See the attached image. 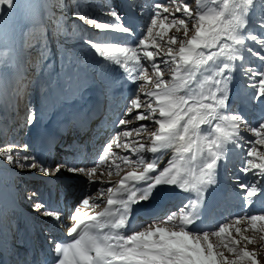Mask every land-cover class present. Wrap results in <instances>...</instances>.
<instances>
[{
    "label": "snow or ice",
    "instance_id": "1",
    "mask_svg": "<svg viewBox=\"0 0 264 264\" xmlns=\"http://www.w3.org/2000/svg\"><path fill=\"white\" fill-rule=\"evenodd\" d=\"M171 2L172 0H169V3ZM0 5L11 7L12 0H0ZM151 9L152 16L145 30L146 36L141 37L136 46L105 45L95 47L99 56L112 59L123 67L135 69V80H143L145 83L151 82L155 88L160 90L158 93L144 92V85H138L137 92H144L145 97H156V106L153 107L150 99H141L137 95L129 102V107L125 110L126 114H129L133 109L143 107L144 111H138L133 120L149 121L158 127H149L148 124H143L137 129L124 130L122 133L116 134V147H122L130 153V155L117 157L124 165L123 168L120 164L116 165L119 169L117 175H120V172H124V175L112 186L103 190L98 189L94 194L86 195L81 201V205L94 209L101 206L97 203L98 200H106L109 207L99 212L98 216L111 219H105L104 223L89 225V227H99L101 230L110 229V232L103 234L101 231L96 235H89L86 232L80 239L75 240L76 257H74L72 264H240V261H243L244 264H258L257 253L242 251L236 247L237 241L228 237L227 233L231 227V222L222 224L214 231L193 233L186 230L192 222L191 216L183 213L179 216V223H171L177 215V213H173L163 220L153 222L130 235L125 236L118 231L125 227L131 206L147 202L157 186L162 184L178 186L179 189L188 191L197 190L205 184H211V173L220 158L216 149L222 140L237 135L241 128L254 133L257 137L254 143L264 146V121L252 128L243 118L236 115L220 116L219 119L230 120L229 130H222L220 124L217 123L214 126L215 138L210 139L206 145L198 142L197 133L200 126L216 120L218 111L226 106V86L229 82L227 64L224 65L223 75L217 73L216 79L210 81L209 92L193 100L191 104H189L190 97L186 92L189 80L184 77L178 78L181 66L192 76L196 69L217 57H224L229 62L236 60L238 57L235 55L236 47L233 45L239 46L245 43L236 37L237 29L247 27V17L250 14H264V8L259 7L257 0H234L231 4L229 0H223V7L219 12L213 15H197L189 11L186 3L182 6L178 5L175 12L183 11V17L188 18L187 22L184 18H174L171 23L184 26V39L178 40V37L173 35L167 41L163 40L164 30L162 26L159 32L154 29L158 18L161 17V10L163 13H169V6L156 2L151 5ZM109 15L114 18L115 23H93L90 26H95L102 31L131 34V29L126 28L121 23L122 18L118 12L112 10ZM164 19H167V16ZM242 20L243 23H241ZM261 26L264 27V25ZM189 32H194L191 38H188ZM157 37H160V40H157ZM252 39L257 41L259 45H264V40H257L256 37H252ZM177 43H179L178 50L174 51L173 45ZM162 48L166 49L164 56L170 60L157 61V56ZM201 49H219V51H210L205 56L204 52L200 51ZM249 51L254 50L249 49ZM140 53H142V57ZM256 55L257 58H264V47H261ZM142 61L149 62L150 67ZM162 64L166 67H161ZM166 70L171 74L174 83L168 84L165 81ZM248 75L252 78L251 86L256 92L255 99H264V70L250 71ZM253 77H259V79L253 80ZM182 92L184 94H181ZM157 110L158 116L156 115ZM33 120L34 117L30 116L29 123ZM118 123L124 125L130 124L132 121L121 118ZM141 130L147 133L150 146L138 141H133L131 145L128 142L119 143L121 134L124 137H129L132 131L140 132ZM111 147L112 142L106 144L103 153L107 154ZM168 148H175L179 153L180 166L173 162L158 170L157 164L145 160L142 156L144 152L156 154L161 149ZM132 154L141 158L133 160L130 158ZM198 155L199 171L196 172L194 168ZM202 155H206L207 162L201 159ZM0 156H6L9 164L17 163L18 166L37 170L45 175L67 170L72 174L82 175L89 183L103 184L106 182L101 179L103 173L97 175V165H93L91 168H69L66 165L58 164L55 169H49L42 168L30 157L17 158L14 152L8 153L4 149H0ZM247 156L255 158L256 162L253 163L252 159L246 160L241 172L247 176L250 170H254L252 175L258 177L257 182L264 180V150L249 148ZM99 159L103 161L104 156L102 155ZM181 168H185V171L182 172ZM108 175L110 177L111 173L109 172ZM145 181L146 183L137 190L135 186ZM236 183L243 193L245 207H247L249 205L247 201L254 200L259 195V191L255 186H250L248 183L239 180ZM113 205L119 206L118 215L112 211L111 206ZM34 208L41 211V206L38 204H34ZM82 212L84 209L79 205L71 216L74 224L68 227L69 235L77 232V228L84 221L86 212L81 214ZM42 214L51 215V213L43 212ZM61 215L57 213L54 219L60 221ZM90 219H97V215H93ZM233 220L237 233L242 231L239 225L244 220H247L253 228L256 227L257 222H261L260 228L264 230V214L237 216ZM212 237H216L218 242L215 244L211 242ZM225 240L227 243H224ZM214 246L217 248L226 247L239 260L226 259L222 251L214 253ZM55 250L60 251L59 244L56 245ZM261 252H264V248L261 249ZM93 253L94 255H92ZM67 255L65 250L64 256L67 257ZM217 257H219V262ZM59 264H65V261L61 260ZM261 264H264V257H262Z\"/></svg>",
    "mask_w": 264,
    "mask_h": 264
},
{
    "label": "rangeland",
    "instance_id": "2",
    "mask_svg": "<svg viewBox=\"0 0 264 264\" xmlns=\"http://www.w3.org/2000/svg\"><path fill=\"white\" fill-rule=\"evenodd\" d=\"M30 1H34L32 4L35 6L34 9H37V13L35 15L36 17L39 16L37 17V19H43L41 22V26L37 27L38 24L34 23L35 17L33 16V10L31 7H29V4L26 0H12L11 7H7L5 15L0 19V149H4L8 153L14 152L17 158L24 156L30 157V155H28L27 149L25 148L26 141L25 138H23L24 135L21 136V139H14L13 135L17 130L16 127H18V122L11 118L9 114L10 112L6 108L7 105L11 107L13 104L12 102H9V100L11 101L12 98L13 101H15L14 103L18 105V108L16 105H14L13 108L14 113L12 116H14L15 118H21L20 120H22V117H24L23 119L26 120V118H28V115L32 117L38 116V114L41 112V109L42 112L47 113L46 116L49 117V114L54 110V108H56L54 110L56 111L59 107L58 104H61L63 100L64 104L69 103V101L71 102L72 99L79 100V98H81V96L85 94L82 93L84 89L87 90V88L89 89L91 85L97 83L100 84V82L98 81L99 79L101 80L102 78L103 82L108 84L110 83L109 78L104 79V77H109L111 75L110 71L112 73L114 67L117 68L119 64H115V61L112 59H105L99 56L95 51V47L105 45L128 46V43L126 44V35H129V33L102 31L95 26H90V24L93 23H115L114 18L109 15V12L112 10L118 12L122 18L123 15L120 11V9L122 8V2L120 0H42V4L44 3L45 5V9L44 11H42L43 13L37 8V0ZM156 2L168 4L169 6V13H163V11L161 10V17L158 18L157 25L154 29L155 31L159 32L161 31V26L163 27L164 41H167L173 35L177 36L178 40L184 39V26H177L171 23L174 18H184L187 22L188 18L183 17V11L175 12V8L178 5L182 6L186 3L189 7V11L194 12L197 15H213L219 12L223 7V0H172L171 3H169V0H152L149 5H152ZM229 2L231 4L232 2H234V0H229ZM195 3H198V5L196 4L197 7ZM218 3L219 5H217ZM257 3L260 8H264V0H257ZM3 6L4 5H0V9ZM144 16L145 15H140V17H142V20L144 19V21H146V18ZM165 16H167V19H164ZM124 20L125 18H122L121 23H123ZM149 23L150 19L148 18L145 24L146 27L141 33V37L146 36L145 30ZM241 23H243V20L241 21ZM247 24L248 25L246 28H238L235 33L237 34L236 37L238 39L245 41V43L241 44V49L239 51L238 66L240 68V73L242 75L245 86L247 84V88L252 89L251 91L253 92V96H256L255 89L251 86L252 78L248 75V73L250 71L259 72L260 70H264V58H257L256 55V53L259 52L261 50V47H264V45H259L257 41H254L252 39V37H256L257 40H264V27L261 26L264 25V14H250L249 17H247ZM124 26L126 27V25ZM239 32H241L242 35H240ZM193 34L194 32H189L188 38H191ZM114 40H116L118 44H116ZM124 40L125 42L121 43ZM157 40H160V37H157ZM229 43L231 42L229 41ZM131 46L134 47L136 45ZM239 46L233 45V47H236L235 51L239 49ZM178 47L179 43L173 45L174 51L178 50ZM249 49L254 51H249ZM165 50L166 49L163 48L160 50L157 56V61L170 60V58L164 56ZM204 50L205 49H202L205 56H207L210 51H219V49H206V51ZM140 55L142 57V53H140ZM221 55H223V53H221ZM101 62L102 66L105 67V69L102 70L104 72L97 73V66ZM231 62L232 61H227V59L224 57H217L212 61H209L207 64L203 65L201 69L198 68L199 74L197 81L196 69L195 77H193L194 82L190 87V91L192 93L191 97L189 96V104H191L193 100L200 98L202 95H206L210 90V81L216 79L217 73H221V75H223L224 65H228ZM143 63L146 66L150 67L149 62L143 61ZM74 66L76 68H74ZM161 67L166 66L162 64ZM60 71L62 72L63 76L61 74H58V72ZM230 71L231 70H229L228 66L229 82L226 86V94L228 85L232 80V71ZM43 72H46V74L43 75ZM102 73L104 75H102ZM187 74L189 73L186 72L185 74V70L181 66L179 69L178 78L185 76L186 79ZM41 76H43V79ZM93 77H95L96 79L89 82ZM46 78L51 81V85L50 83H48ZM164 79L168 84L174 83L171 74L168 73L167 70L165 71ZM257 79H259V77H253V80ZM37 81L40 82V88H38V86L36 85ZM202 82L203 84L200 86ZM86 83L87 85H85ZM138 83V85H144V92L151 91L158 93L160 91L159 89L155 88L154 84H152L151 82L145 83V81L140 80V82ZM51 86L53 87V90L50 88ZM102 86L105 89L106 85ZM108 88L110 90L112 89L111 86H109ZM242 89L243 94H245L247 92L246 88L244 89L242 87ZM144 92H139L138 95L141 97V99H150L152 101L153 107H155L156 97H145ZM137 93L138 92L136 88L135 96H137ZM6 97H8L9 99L6 100ZM69 98L72 99L69 100ZM241 98L243 99L244 97ZM66 99H68L69 101H67ZM126 99L124 100V103ZM132 99H130V101ZM104 100L106 104L105 97ZM129 102H126L124 104L125 107L121 110V115H118L120 116V119L124 118L126 121L131 120L132 123H126L124 125L119 124L120 129H117L115 131V135H113L111 139H108L105 143L106 145L109 142H112V147L104 156L105 161L104 159L102 162L100 159L97 161L98 166L99 168H101V170H104L105 167V169H108V167L111 168L112 171L110 173L114 177L119 176L117 175L119 169L114 166L120 164L121 168L124 167L123 163L119 159H117V157L130 155L129 151L123 149L122 147H116V134L122 133L124 130L137 129L143 124H148L149 127H158L153 125L152 122L149 121L133 120V117L138 111H144L143 107L140 109H133L131 113L126 114L125 110L129 107ZM230 103L231 102H229V104ZM241 103L243 105H240V110H238L237 113L239 117L243 118V120L246 121L249 125L253 119V111L248 108L244 104V102ZM256 103L264 104V99H256ZM228 105H226V110L229 109ZM219 112L220 111H218L217 117L219 116ZM21 114L22 117H20ZM156 115H158V110ZM234 115L237 114L234 113ZM258 119L259 116H257L254 121ZM240 132L241 133L238 135L237 140L234 141H239L240 139L241 141H239L238 144L242 147V149L246 151H248L249 148L264 150V146L254 143V141L257 139L254 133L243 128H241ZM249 136H252L254 139V141L251 143V139L248 138ZM244 137L245 139H247L246 141L243 140ZM133 141L148 143L149 140L147 138V133L143 130H141L140 132L132 131L129 137H124L122 134L119 137V143L121 144L128 142L131 145ZM103 149L101 151V156L104 155ZM65 155L66 153L64 151H59L57 158L59 160H63L65 158ZM142 156L145 160L148 161L149 158L146 152L142 153ZM130 158L133 160H138L141 157L132 154ZM0 159L3 163L8 165L9 168L11 167L14 171H17V173L13 171L16 177L18 176L19 178H22L24 174H27L24 176L26 177L32 172H38L37 170H31L24 166H18L17 163L9 164L7 162L6 156H0ZM249 159H252L253 163L256 162L255 158L248 157L245 153L243 160L244 164L245 161ZM99 162H101L102 164L99 165ZM54 165L55 164L50 165L49 169H55L56 166ZM114 168L115 170L113 172ZM252 171L254 170L249 171L251 175ZM122 173L124 172H120V175ZM229 174L232 175L231 170L229 171ZM67 177L71 178L72 180L75 179V177ZM232 178H234V175L230 176L231 182H233ZM253 178V186H255V188L260 192L262 188L260 183L261 180L257 182L258 177L253 176ZM18 179L14 182L13 188L15 187L22 191L20 197L25 207H28L30 210L35 209L34 204H37V202L36 198L33 195V187L31 186V184H25L24 182H22V179H20L19 181ZM245 181L246 183L248 182L247 179H245ZM85 182L86 179H81V181L79 180L78 183L85 184ZM87 183L89 184V182ZM232 185L231 190L233 188ZM236 190L237 192H240L239 189L236 188ZM84 191H86V187H84ZM263 192L264 189L262 190L260 195ZM83 195H85V193ZM258 198L256 199V201H258ZM256 201L255 204L257 203ZM180 211V209L177 210V215L174 217L171 223L179 222ZM165 216L166 215H164V217ZM11 221L13 223L15 222L14 220ZM260 224L261 222H257L255 228L249 225L244 230L242 229V231L237 233L236 225L235 223H232L227 233L228 237L237 241V248L241 249L242 251L257 253L256 259L259 264H261L262 257H264V252H261V249L264 248V239H261V237H264V230H261ZM211 242H214L215 244L216 242H218V240L216 237H212ZM224 243H227V240H225ZM213 251L214 253L222 251L224 257L228 260H239V258L234 253L229 252L226 247L217 248L214 246ZM217 261L219 262V257H217ZM240 264H244V262L240 261Z\"/></svg>",
    "mask_w": 264,
    "mask_h": 264
},
{
    "label": "bare ground",
    "instance_id": "3",
    "mask_svg": "<svg viewBox=\"0 0 264 264\" xmlns=\"http://www.w3.org/2000/svg\"><path fill=\"white\" fill-rule=\"evenodd\" d=\"M27 3L29 4V7L32 8L33 10V16L35 17V24H38V26H41V22H42V18L37 19V17L39 16H35L37 13V9H34V5L32 4L33 2H31L30 0H26ZM121 1V0H120ZM133 0H130V2ZM137 1L136 6L133 8L134 12L132 11L131 14L127 13V10L124 9V7H122L120 9L122 15H123V19L125 18V20L123 21V24L128 26L131 31L134 32L133 36H130L131 41L128 43L129 46L128 47H133L131 45L137 44L139 41V39L141 38V32L144 31V28L146 27L145 24L148 20V18L150 19L151 16H146V15H152V9H151V4L149 5V3L151 2V0H135ZM219 1V0H218ZM37 8L39 9V11H44L45 9V5L44 3L42 4V0H37ZM123 2V1H121ZM219 5V3H218ZM197 6V5H196ZM7 5H4L1 9H0V19L5 15L6 10H7ZM220 7V6H219ZM132 9V10H133ZM46 11V10H45ZM43 13V12H42ZM40 14V13H38ZM140 15H145L144 17L146 18V21H144V19L142 20V17H140ZM44 16V15H43ZM44 22V21H43ZM139 24V25H138ZM138 36V37H137ZM126 37V36H125ZM125 42L122 41L121 43ZM117 43V41H116ZM118 44V43H117ZM236 52V51H235ZM115 64H118L115 62ZM114 65V63H113ZM116 67H114V70L112 71L111 75L109 77H104V79L109 78V82L113 84L114 89H113V94L112 97L119 99V98H123V102L124 100L128 97H130V94L134 93L135 90V86L137 85L138 82H140V80H135V69L131 68V67H123L121 64H119V66L115 69ZM232 71V72H231ZM231 82L228 85L227 88V97H228V91L230 93L231 96H229V98L226 101V105L229 104V102H232L234 100H239L240 105L242 106L243 104L241 103L243 96V89L240 85L241 80H239V78L237 77L236 73L234 72L233 68L231 67ZM195 73L194 72L192 74V76H190L189 74L186 75V79L189 80V85L188 88L186 89L187 95L191 97V91H190V87L192 86L193 82H194V78L195 77ZM108 84V83H105ZM104 87L102 85H100L99 83L91 85L89 87V89L87 88V90H83L82 93H85L84 95L81 96V98H79V100L76 99H72V101L70 102L69 100H71L69 98L66 99L67 101H69V103L64 104V102H62L61 104H59V107L57 108L56 111L53 112V114L50 116L52 122L50 125H48L47 129L49 130H45V135L49 134L50 132H55L57 125L59 122L61 121H66L67 123H71V124H75V119H72L73 115H78L79 113H85L88 108L90 107V104L92 102H94L95 99L100 100L103 97L104 94ZM184 94V93H182ZM8 96V95H7ZM9 98L6 97V100H8ZM241 99V100H240ZM75 100V101H74ZM9 102H12L9 100ZM8 102V103H9ZM190 102V100H189ZM230 105V104H229ZM228 105V106H229ZM112 108H115L112 106ZM56 109V108H55ZM54 109V110H55ZM226 109V106L225 108ZM224 109L220 110L219 112V116L216 120H213V122H210L209 124H203L200 126V129L198 130L197 133V139L198 142L201 144H207V142L210 140V138L212 137V135H210V131L208 130V128L210 129H214L215 124L219 123L221 126V129L224 131H228L229 127H230V120H223V119H219L220 116H224L226 115L223 111H225ZM244 109V106H243ZM227 111V110H226ZM244 112V111H243ZM116 117H119L118 114L114 113ZM118 115V116H117ZM158 116V115H157ZM21 118H17L18 122L22 121L20 120ZM114 119V118H113ZM186 119V117H185ZM34 122H36L35 120H33L31 123L28 122V126L32 127L34 125ZM111 129V126L107 127V131H109ZM241 131V130H240ZM107 133V132H106ZM106 133H100V141H103V139L105 138ZM241 132H239L237 135L235 136H231L226 140H222L220 142V146L216 149L218 155H219V160L217 161L216 167L214 168V171L216 172V174L223 179V175L220 172V166L221 163L226 166V171L228 173V177L225 179L226 184L230 187H228V191H229V195L231 196V199L228 201V203L225 205V210L229 211L231 209V207H239V204L241 203V196L236 195L237 190L236 188H232L231 190V179H230V175L229 174V167H228V163L229 161H233L235 165L240 164V157L238 154L239 151V146H236L234 144V140H237L238 135ZM216 135V133H215ZM98 141V142H100ZM98 142H96L95 145L98 144ZM150 146V141L147 143ZM32 146V150H33V154L32 156L34 157V151H36V146L31 145ZM44 148V144L41 142L40 143V150L38 155L36 156V159L38 161L35 160V157L33 158V160L35 162H37V164H39L42 168H44L43 164L40 162L41 161V150ZM95 150L98 149L97 146L93 147ZM148 155V161L157 164L158 170L163 169L164 167L168 166L170 163H175L177 166H180V160H179V153L176 151L175 148H168V149H161L158 153L153 154L150 152H146ZM202 160H204V162H207L208 158L206 157V155H202L201 157ZM199 155H198V159L194 168V171L198 172L199 171ZM114 166V165H113ZM69 168H72L71 166H67ZM99 167V166H98ZM116 167V166H114ZM74 168H80V167H74ZM106 168V167H105ZM101 170L98 169V173L97 175H100L101 173H103V176L101 177L102 180L106 181L103 184L100 183H87V188L89 189H94L95 191H97L98 189H106L109 186H112L113 184H115L116 182H118L121 178V176L124 175V173H122L119 176H110L108 175V173L110 171H112L111 168ZM109 170V171H107ZM115 168L113 169L114 172ZM181 171H185V168H181ZM17 173V172H16ZM23 175V174H22ZM27 174H24L22 176V178H19L18 176L16 177V175H14L13 171L9 170L8 165H6L5 163H3L0 159V207L3 210V216L5 217L6 223L10 224V221H7V215H9L10 217L15 218V220L19 221L21 223V219L24 221H28L30 218L29 217H24V214H28L29 216H31L34 220H36V222H40L42 224V226L44 227V229H48V232H52L56 226H63L65 224V217H66V211H65V206L67 204V201L64 199H62V203L59 202V208L61 209L60 212H55V213H51V215H41V214H37L35 211H29L26 212L24 210L21 209L19 201H18V193L19 190L13 188V183L19 178L22 179V181H24L25 183L30 182L32 186H34V189H37V193H41L43 191L44 188H50L51 190H53L56 195L62 193L63 190H67L72 186V183H77L76 185H79V180L81 181V179H85L82 175L80 174H72L70 171L67 170H63L59 173H54L53 175L51 174V176H42L41 173L38 172H32L30 173L28 176L24 177ZM75 177L74 180H72L71 178L67 177ZM104 178V179H103ZM150 178V177H149ZM18 179V180H19ZM110 181V182H108ZM245 182L246 181H242ZM264 182V180H263ZM145 182H141L140 185H136L135 187L137 188V190H139L143 184H145ZM213 184V183H211ZM205 185H209V184H205ZM203 186V185H202ZM202 186H200L198 189L202 188ZM21 193V191H20ZM242 193V192H240ZM193 195V190H188V191H184L183 189H179L178 186H169V185H159L155 188V190L152 192L151 194V198L147 201V202H141V203H137L133 206H131L130 208V214H129V219L126 221L125 227L120 230V233L122 235H130L133 232L137 231L140 227H142V220L141 218L138 217V207H148L151 203H153L152 198H156L159 202H163L165 205L170 204L174 201H179V200H183V199H188L190 197H192ZM256 205L258 206V209L261 211L264 209V192L259 196L258 201H256ZM92 202L90 201V204ZM98 204H100L102 207L101 208H106L108 205L106 204V200L104 201H97ZM50 204H52V202H50ZM188 202L185 204L184 207H187ZM81 208L84 209V212H82L81 214H85V218L91 217L93 216V212L94 209L91 208H87L86 206L81 205ZM42 209V208H41ZM116 211L119 214V206L116 205ZM60 213L61 215V219L60 221H57L56 219H54V216ZM163 220V219H162ZM73 221V220H72ZM161 221V220H160ZM179 223V222H178ZM235 223V222H231ZM250 224H248L247 220L241 221L239 227L241 229H245L246 227H248ZM8 228V227H6ZM218 228L215 227L213 229L210 228H206L203 231H214L217 230ZM188 231H190L189 227H187ZM12 238H15V236L11 235ZM259 264V263H258Z\"/></svg>",
    "mask_w": 264,
    "mask_h": 264
}]
</instances>
